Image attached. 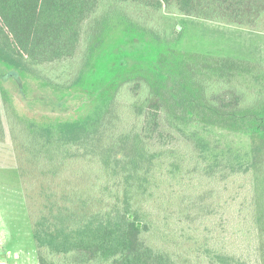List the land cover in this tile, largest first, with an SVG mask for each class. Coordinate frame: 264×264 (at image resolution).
<instances>
[{
  "label": "trees",
  "instance_id": "1",
  "mask_svg": "<svg viewBox=\"0 0 264 264\" xmlns=\"http://www.w3.org/2000/svg\"><path fill=\"white\" fill-rule=\"evenodd\" d=\"M167 15L264 30V0H0V69L12 76L76 88L112 40L148 61L86 120L41 126L7 104V129L0 104L39 264H184L175 214L190 229L195 216L218 219L208 264H264V63L184 49V25L168 44ZM190 173L186 188L164 192L174 204L164 217L146 207ZM243 177L250 197L238 208L224 191ZM235 239L246 248H230Z\"/></svg>",
  "mask_w": 264,
  "mask_h": 264
},
{
  "label": "rangeland",
  "instance_id": "2",
  "mask_svg": "<svg viewBox=\"0 0 264 264\" xmlns=\"http://www.w3.org/2000/svg\"><path fill=\"white\" fill-rule=\"evenodd\" d=\"M178 25H184L181 37L184 49H204L217 54L264 63V30L244 29L201 19L167 15L163 22V32L166 34L168 44H171L178 36L181 29H177ZM123 44L121 50L115 40L107 44L103 58L91 67L88 79L73 89L56 88L27 74L15 77L10 75V70L0 69V104L6 128L8 129V121L5 108L8 105L12 113L21 120L41 126H58L63 122L86 120L94 116L104 105L105 97L114 81L124 72L137 69L139 62H145L144 65H148V61L146 62L142 54L140 55L142 48L133 47L129 40H124ZM119 52L120 55H118ZM236 140L239 142L238 145L245 142V140ZM18 172L17 158L8 131L7 139L0 141V257L9 264H39L27 213L26 192ZM192 177V173L188 177L187 174L185 176L180 174V180L156 187L155 199L146 204V207L149 206L152 211L160 212L161 217H164L167 213L166 208L173 209L174 206L170 203L168 194L164 192L186 188ZM243 182H246L244 177L228 183L224 191V196L229 201L235 197V200L229 203L238 208L246 207L242 202L250 197L249 194H244L249 191L248 184L241 187L240 184ZM229 203L225 206L227 207L225 211H228L229 207L233 209ZM201 211L203 210L195 211L193 216ZM244 211L247 212L246 209ZM172 218L175 222H179L177 228L180 238H176L174 248L181 252L182 257H179L181 262L208 264L205 236H210L213 231L214 223L218 220L216 216H211L208 220L196 216L190 218L194 223L192 229L178 221L180 215L175 214ZM227 218L229 221L225 226L226 229L233 227L235 222L234 214H229ZM7 241L12 242V249L4 258L1 252L4 251L3 244ZM248 241L246 240L245 243ZM246 246L235 239V244L230 248L241 250ZM15 251L19 253V256H16Z\"/></svg>",
  "mask_w": 264,
  "mask_h": 264
},
{
  "label": "crops",
  "instance_id": "3",
  "mask_svg": "<svg viewBox=\"0 0 264 264\" xmlns=\"http://www.w3.org/2000/svg\"><path fill=\"white\" fill-rule=\"evenodd\" d=\"M11 244H12V242L10 243V241H7L3 244V250L4 251L1 252V255L4 256V258H5V255L10 254V252H11V249H12ZM15 253H16V256H19V253L17 251H15Z\"/></svg>",
  "mask_w": 264,
  "mask_h": 264
},
{
  "label": "built area",
  "instance_id": "4",
  "mask_svg": "<svg viewBox=\"0 0 264 264\" xmlns=\"http://www.w3.org/2000/svg\"><path fill=\"white\" fill-rule=\"evenodd\" d=\"M0 264H9L7 261H4L3 259H1L0 257Z\"/></svg>",
  "mask_w": 264,
  "mask_h": 264
}]
</instances>
